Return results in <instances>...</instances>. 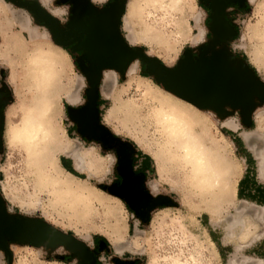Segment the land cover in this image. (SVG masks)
Returning a JSON list of instances; mask_svg holds the SVG:
<instances>
[{
    "label": "clouds",
    "instance_id": "9594fccd",
    "mask_svg": "<svg viewBox=\"0 0 264 264\" xmlns=\"http://www.w3.org/2000/svg\"><path fill=\"white\" fill-rule=\"evenodd\" d=\"M34 2L67 30L71 0ZM114 2L89 0L98 11ZM245 5L226 3L224 20L237 34L224 43L264 84V0ZM213 16L201 0H125L119 32L130 49H143L144 57L175 69L186 49L198 59L201 47L215 39ZM76 43H57L30 8L0 0V90L6 87L13 98L0 105L6 213L71 234L95 253L96 264H264V203L233 191L235 177L249 168L264 188V103H256L248 126L239 108L225 105L222 117L168 89L140 56L123 73L101 70L99 123L133 146L132 170L143 172L148 194L178 205L152 209L145 223L100 187L119 180L116 150L83 136L69 117L68 106L83 107L90 88L76 61L83 50L72 51ZM222 136L231 142L226 145ZM97 237L107 250L96 252ZM7 248L11 264H81L64 244L49 250L9 240ZM0 264H9L3 248Z\"/></svg>",
    "mask_w": 264,
    "mask_h": 264
},
{
    "label": "water",
    "instance_id": "95a60500",
    "mask_svg": "<svg viewBox=\"0 0 264 264\" xmlns=\"http://www.w3.org/2000/svg\"><path fill=\"white\" fill-rule=\"evenodd\" d=\"M67 1V0H65ZM17 4L26 6L35 15L37 22L47 24L50 28L55 41L61 45H70L76 41L73 48L75 51L82 49L80 55L82 60L90 63V68L83 71L89 77L93 71H100L104 68H116L121 72L128 66L131 60L140 56L148 64V71L156 74L159 82L163 83L168 89L180 96L190 100L201 108L212 107L219 112L225 103L224 94L229 93V79L236 76L237 70L231 68L225 61L216 55L209 56L204 54L194 61L186 56L179 65L170 70L164 67L158 60L144 57L141 50L130 49L123 41L119 32V18L124 10L120 0L108 5L107 9L101 13L95 11L89 4V0H71L74 5L72 17L67 30L61 28L58 21L52 18L37 3H29V0H14ZM87 36V39L84 37ZM251 82L249 83V96H246L247 85L243 84L234 90L240 95L230 93L233 98V106L247 108L244 123H251L250 115L255 107L253 92L261 84L255 82L254 74L249 70ZM239 78V77H238ZM243 77H240L242 79ZM92 80V79H90ZM88 113H93V99L88 98ZM262 100L264 97L262 96ZM71 118L81 124L82 115L78 117L75 112L70 110ZM85 117H88L85 116ZM89 118V117H88ZM98 125V120L94 118ZM84 124H93V118L84 120ZM82 123V124H83ZM84 134L93 133L91 130L82 131ZM93 136V135H92ZM7 238L21 244L31 243L39 246L46 240H56L66 245L74 242L70 236H66L53 228L40 225L37 221L28 218H17L9 216L0 198V248L6 252L11 261V252L7 248Z\"/></svg>",
    "mask_w": 264,
    "mask_h": 264
},
{
    "label": "rangeland",
    "instance_id": "374dc122",
    "mask_svg": "<svg viewBox=\"0 0 264 264\" xmlns=\"http://www.w3.org/2000/svg\"><path fill=\"white\" fill-rule=\"evenodd\" d=\"M124 6L125 0H120ZM34 2V0H33ZM57 4H61V3H65V2H69V0L65 1V0H56ZM201 3L206 5V1L205 0H201ZM241 8H245V0H243L241 2V5H239ZM95 9V8H94ZM96 12H99L98 10L95 9ZM124 11V10H123ZM211 21H209L210 23ZM60 25V24H59ZM210 29L211 31L214 33L215 39L210 41V43L207 46H202L201 50H200V56H203L204 54H207L209 56H213L216 55L219 59L225 61L231 68H234L235 70H237V74L236 76H231L228 83H229V87H228V91H230L229 93H225L224 95V105L223 108L221 109V111L219 112L218 110L212 108V107H206V108H212L215 111H217L222 117L224 115H226V113L224 112V106L225 105H231L233 108H239L242 112V117H243V123L245 120V116L246 114V110L247 108L244 107H235L233 106V101H232V97L230 96V93L236 89H238V87L240 85H242V81L243 84L247 85V92H246V96H249V83L252 81L250 74H249V69L247 68L246 65L243 64V62L233 58L230 54L229 51L226 47V44L224 43L227 40H230L233 36H235L237 34L235 26H229V24L226 22V29L228 31V35L223 36L222 35V31H226V29L224 28V26L222 25V22L220 23H210ZM61 28L65 29L64 27L61 26ZM220 44L221 47L219 50H216L215 45ZM141 50V52L143 53V49H139ZM75 54V53H74ZM189 56L192 60L196 61L198 59H193L192 55H191V51L190 50H185V57ZM184 57V58H185ZM184 58H182L181 60H183ZM180 60V62H181ZM76 61H77V65L78 67L83 71V67L85 68H90V63L88 62L87 64L85 63V60H82L80 56L76 57ZM179 62V63H180ZM173 70V69H170ZM84 72V71H83ZM85 73V72H84ZM123 73V72H121ZM86 75V74H85ZM154 75L157 80L159 81V78L156 74H152ZM87 76V75H86ZM88 77V76H87ZM239 77V78H238ZM240 77H243L242 79H240ZM256 78V77H255ZM92 79V80H90ZM101 79V70L100 71H93V73H90V76L88 77L89 80V84H90V88L88 90H86V97H87V103L81 107V119H83L82 123L84 122V120H88L89 118H95L96 120H98V125L97 128H100L101 130H103V132L105 134H109L110 136H112V138L114 139H118L120 141L119 138L114 137L112 135V133L104 126H102L99 123V111H98V103H99V97H98V84L100 82ZM122 79H123V75H122ZM255 82H259L257 79H255ZM235 92V91H234ZM253 98H254V104L256 106V103L262 102L264 103V100H262V96L264 97V84H261V86L255 90L253 93ZM234 95H240L239 92H235ZM92 98L93 99V113H88V103L89 100L88 98ZM12 95L11 93L8 91V89L5 87L3 90H0V105L6 104L8 102H10L12 100ZM195 107V106H193ZM68 114L71 120H73L70 116V110L73 112H77L79 110L78 109H73L71 106H68ZM80 115V116H81ZM88 117H85L87 116ZM79 117V116H78ZM74 121V120H73ZM75 122V121H74ZM76 125L78 127H83L85 126V124L81 123H77L75 122ZM2 124H3V115L2 113H0V128H2ZM249 126V124H246ZM251 126V125H250ZM81 131H85V129H82ZM83 136L89 138V139H96L97 141L101 142L105 149H109L111 147H108L107 143L105 140H103L102 138H97L93 135V133H82ZM93 135V136H92ZM222 135V134H221ZM222 138L225 139V142L230 143V138L229 137H223ZM121 142V141H120ZM123 143V148L121 151L117 152V155L119 157V164L117 166V173H118V181L116 183H114L111 187H107L105 185H100L101 188H104L106 191H108L109 193L120 197L121 199H123L125 202L127 201V199L129 200V202H126L127 205L129 206L130 209L134 210L137 214L138 217H140L145 223H147V221L149 220V213L152 209L156 208V207H163V206H178L175 204V202L173 200H171L168 197H164L161 196L159 198L153 199L147 192V190L144 187V174L143 172L140 173H135L132 170V164H133V155H134V148L133 146L128 143V142H122ZM0 151H3V147L2 145H0ZM148 161L147 159L145 160V166H148ZM244 174V173H243ZM242 174V175H243ZM242 175H239L238 180H237V185H238V181L239 179L242 177ZM237 187V186H236ZM135 189V190H134ZM2 199V198H1ZM3 201V199H2ZM145 201V204H144ZM129 203V204H128ZM3 205L5 208V202L3 201ZM10 216V215H9ZM17 217V216H14ZM17 218H23V217H17ZM37 221L40 225H45V227H51L50 225H48L47 223L43 222L42 220L39 219H32ZM54 229V228H53ZM56 230V229H54ZM58 231V230H56ZM60 232V231H58ZM61 233V232H60ZM63 234V233H62ZM71 237V234L67 235ZM72 238V237H71ZM74 242L70 243V245H66L63 242H57L56 240H44L42 242V244L46 245V247L51 250L54 249L56 246L60 245V244H64L67 248H69L74 256H79L81 261L84 260V258L86 259V257L84 256L85 254H83V252L87 251L88 253V258L91 259H95V253L90 252L87 247L75 240L74 238H72ZM10 239L7 238V241H9ZM213 241V238L210 237L208 240V246L209 243ZM215 248L216 245L214 244ZM108 245L107 242L105 240H103L100 237H97V249L96 252H99L100 250H107ZM210 251H211V247H209ZM83 251V252H82ZM11 255H13L11 253ZM49 258H51L49 256ZM57 259L60 260H67L70 259L68 257H63V256H57ZM12 259V257H11ZM9 264H11V261L9 260ZM115 264H121V262L119 260L115 261ZM134 264H138V262H134Z\"/></svg>",
    "mask_w": 264,
    "mask_h": 264
},
{
    "label": "flooded vegetation",
    "instance_id": "af4514ba",
    "mask_svg": "<svg viewBox=\"0 0 264 264\" xmlns=\"http://www.w3.org/2000/svg\"><path fill=\"white\" fill-rule=\"evenodd\" d=\"M205 1H206V5L214 9V16H213L212 23L215 24V23L222 22V25L226 29L227 27L226 21L224 20V7L226 6V3L230 2V3H236V4L241 5V2L243 0H205ZM107 7L103 11H105ZM103 11H99L98 13H101ZM227 33H228L227 29L226 31H222L223 36L228 35ZM80 109L81 108H79V110L76 112V115L78 116H80L82 113ZM79 129L91 130L95 137L102 138L103 140H105L108 147L115 149L116 152L121 151L123 148L122 142H120L118 139L116 140L112 138V136H110L109 134H105L103 130H101L100 128H97V125L94 122V118H93V124H85V126H83L82 128L77 126V130ZM126 202H129V200L127 199ZM144 204H145V201H144ZM87 253H88L87 251L83 252V254H85L84 256L86 257V259L84 258V260L81 261V264H96V260L94 258L93 259L88 258L89 253L88 254Z\"/></svg>",
    "mask_w": 264,
    "mask_h": 264
},
{
    "label": "crops",
    "instance_id": "0c3cea01",
    "mask_svg": "<svg viewBox=\"0 0 264 264\" xmlns=\"http://www.w3.org/2000/svg\"><path fill=\"white\" fill-rule=\"evenodd\" d=\"M251 123H250V125H251ZM81 130L82 129H79L78 131L82 134L83 132ZM245 174L246 173H244L242 175V177L239 179L238 185H239L240 180L244 178ZM238 185H237V190H238ZM254 188H255V194L253 195L252 194V189H254ZM249 197H252V198H255V199H262V198L264 199V188H259V187L256 186L255 179H254V176L252 174V170L249 171Z\"/></svg>",
    "mask_w": 264,
    "mask_h": 264
},
{
    "label": "trees",
    "instance_id": "16d2710c",
    "mask_svg": "<svg viewBox=\"0 0 264 264\" xmlns=\"http://www.w3.org/2000/svg\"><path fill=\"white\" fill-rule=\"evenodd\" d=\"M252 161L249 160V164L251 165ZM249 171H251V168H249L248 172H246L245 176L243 179L240 180L239 185H238V191L241 196H249ZM252 200H256L260 203H264V199H255L252 197H249Z\"/></svg>",
    "mask_w": 264,
    "mask_h": 264
},
{
    "label": "bare ground",
    "instance_id": "6f19581e",
    "mask_svg": "<svg viewBox=\"0 0 264 264\" xmlns=\"http://www.w3.org/2000/svg\"><path fill=\"white\" fill-rule=\"evenodd\" d=\"M223 140H224V142H225V139L223 138ZM225 144L227 145V144H229L228 142H225ZM238 177H239V175H237L236 177H235V179H234V182H233V191L235 192L236 190H237V180H238ZM209 247H211V252L212 253H215L216 252V248H215V246H214V242L213 241H211L210 243H209Z\"/></svg>",
    "mask_w": 264,
    "mask_h": 264
}]
</instances>
